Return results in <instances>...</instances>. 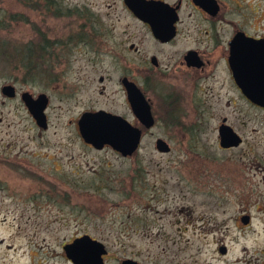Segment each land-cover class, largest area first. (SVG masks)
I'll return each instance as SVG.
<instances>
[{
	"label": "rangeland",
	"instance_id": "374dc122",
	"mask_svg": "<svg viewBox=\"0 0 264 264\" xmlns=\"http://www.w3.org/2000/svg\"><path fill=\"white\" fill-rule=\"evenodd\" d=\"M112 1L0 0V89L12 85L17 93L8 100L0 91V264H72L64 243L83 235L104 244L106 264L137 251L160 254L163 246L174 251L166 238L178 237L184 215L214 209V122L157 121L127 157L88 147L68 123L80 109L70 97L76 67L88 66L93 50L124 49L138 31ZM218 1L223 27H264V0ZM185 18L190 33L206 25L199 12ZM98 74H91L94 89ZM24 91L49 99L51 125L42 138L20 99ZM245 130L264 153V111L253 110ZM157 137L170 152L155 150ZM183 237L191 243L187 254L214 264L212 246L197 232Z\"/></svg>",
	"mask_w": 264,
	"mask_h": 264
},
{
	"label": "flooded vegetation",
	"instance_id": "af4514ba",
	"mask_svg": "<svg viewBox=\"0 0 264 264\" xmlns=\"http://www.w3.org/2000/svg\"><path fill=\"white\" fill-rule=\"evenodd\" d=\"M144 1L159 7L151 19L158 21L157 30L161 34H155L148 22L136 17L125 0L112 1L110 5H122L137 22L138 31L128 35L124 49L93 50L86 61L89 65L76 67L70 97L80 109L68 123H75V132L79 133L78 120L84 113L103 111L139 129L141 141L157 121L214 122V209L195 217L184 215V223L177 229L178 237L166 238L175 246L174 251L165 252L163 246L160 254L151 256L137 251L134 257L111 259L116 264H123L125 259L133 260L134 264H213L206 260L200 263L192 252L186 253L191 243L183 234L190 229L200 235L203 245L212 246L214 264H264V153L257 151L245 130L252 111H264V102L253 101L243 90L256 87L262 89L264 96V27L250 29L238 24L223 27L220 14L224 4L218 0L210 4L214 13L204 10L196 0ZM193 11L203 16L206 25L200 29L199 24H194L190 33L185 13L190 16ZM116 72L115 81H111L110 73ZM94 73H99L96 89L91 87ZM131 87L145 102L144 113L148 112L152 121L149 128L141 123L142 114L137 113L141 107L135 108L130 100ZM24 92L34 98L45 94ZM16 95L15 90L13 97L3 96L14 100ZM48 105L49 99L43 128L36 124L24 104L36 126V137L42 138L50 128ZM158 139L167 144L170 152L169 144L161 137L154 139L155 150L159 152ZM208 236L210 241H205ZM254 236L261 241L256 242ZM108 255V251L103 255L104 264Z\"/></svg>",
	"mask_w": 264,
	"mask_h": 264
},
{
	"label": "water",
	"instance_id": "95a60500",
	"mask_svg": "<svg viewBox=\"0 0 264 264\" xmlns=\"http://www.w3.org/2000/svg\"><path fill=\"white\" fill-rule=\"evenodd\" d=\"M204 10L214 13V6L210 5L214 0H196ZM127 8L133 14L150 24L155 34L160 35L158 31L159 23L155 19H151L152 13L159 10L157 5H149L146 1L141 0H125ZM158 26V27H157ZM264 70V67L262 68ZM249 98L255 102H264L262 89L250 87L243 89ZM1 93L6 97L15 95V88L12 85H4ZM135 87L129 88V97L135 108H140L137 113L142 114L141 123L149 128L152 125L151 117L148 112L144 113L145 102L138 96ZM22 101L29 110L36 124L40 127L45 126L44 109L47 105V97L45 94H39L32 97L29 93L20 94ZM264 106V104H263ZM144 109V110H143ZM78 131L84 143L90 144L96 150H102L105 146L110 147L122 157L130 156L138 147L140 142V130L133 127L130 123L123 120L119 116L112 115L103 111L95 113H84L78 120ZM156 149L159 152H168L169 148L162 140L156 141ZM2 241L0 240V243ZM63 250L68 259L74 264H104L103 255L107 254L105 246L100 241L91 238L88 235L75 238L72 242L65 244ZM130 259H125L123 264H134Z\"/></svg>",
	"mask_w": 264,
	"mask_h": 264
},
{
	"label": "trees",
	"instance_id": "16d2710c",
	"mask_svg": "<svg viewBox=\"0 0 264 264\" xmlns=\"http://www.w3.org/2000/svg\"><path fill=\"white\" fill-rule=\"evenodd\" d=\"M30 63L28 62L27 64H25V66H24V68H29L30 67ZM27 70V69H26ZM26 74L29 76V77H31L32 76V74H33V70L32 69H30L29 71L27 70L26 71ZM31 75V76H30ZM27 78V77H26ZM27 80H28V78H27Z\"/></svg>",
	"mask_w": 264,
	"mask_h": 264
}]
</instances>
